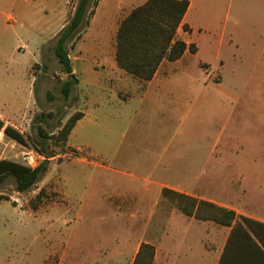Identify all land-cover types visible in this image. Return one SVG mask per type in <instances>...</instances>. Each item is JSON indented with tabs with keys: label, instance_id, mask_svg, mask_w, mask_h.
I'll return each mask as SVG.
<instances>
[{
	"label": "rangeland",
	"instance_id": "obj_1",
	"mask_svg": "<svg viewBox=\"0 0 264 264\" xmlns=\"http://www.w3.org/2000/svg\"><path fill=\"white\" fill-rule=\"evenodd\" d=\"M77 2L0 0V111L26 136L36 132L35 115L52 114L45 128L53 134L79 104L75 87L67 100L60 92L66 75L51 50L58 32L39 44L21 25L33 13L38 23L58 20L59 31ZM236 3L217 0L214 26L225 25L233 41L217 54L208 45L211 33L194 36L200 54L170 63L169 73L155 83L172 91L159 107L146 111L144 104L119 101L114 91L82 86L90 112L72 135V148L53 146L46 172L29 191L18 192L13 176L0 184V264H132L140 243L154 245L170 213L178 210L154 183L158 168L168 162L205 164L207 191L264 217V0H238V10ZM107 5L116 25L133 9ZM87 27L86 21L67 44L75 68L89 53L78 45ZM115 36L106 41L105 62L96 53L87 55L93 74L85 77L125 92L124 84L135 83L116 82L110 66ZM27 146L4 135L0 159L24 164L21 152ZM192 253L198 257L196 243Z\"/></svg>",
	"mask_w": 264,
	"mask_h": 264
},
{
	"label": "crops",
	"instance_id": "obj_2",
	"mask_svg": "<svg viewBox=\"0 0 264 264\" xmlns=\"http://www.w3.org/2000/svg\"><path fill=\"white\" fill-rule=\"evenodd\" d=\"M145 1L146 0H98L96 6L94 7L93 14L86 20L88 22V27L81 32L82 36L78 45H80V49H88L89 53H84L86 55L77 60L78 68H75L72 64V72L77 78V84L75 86L76 91H78V95L75 96L77 97L75 99L79 104V109L77 110L81 111L83 116L76 122L75 126L71 130L66 141V148H72V135L90 112V103H88V96L82 88L83 85H94L99 91H114L112 94L116 93L119 101H134L137 104H144L145 110L148 111L149 109L155 107L157 108V106L159 107L161 97L164 96L168 98L172 93L171 90H163V88L160 87L161 84H155L157 83L158 77H160L158 80L159 82L163 80L162 76H166L169 73V70L171 69L170 63H178L184 60L188 55L200 54L201 45L198 39L194 36H197L200 33H211V42L208 43V45L211 48L216 49L217 54L219 48L225 42L231 43L233 41L231 34L227 35L225 25L214 28L219 17L216 12L217 0H188V8L182 18L177 32L179 33V31L182 30L183 33L181 34L180 39L186 44L193 43L196 46L195 52H191L189 49H186L180 58L173 61L163 58L153 77L148 81H142L139 78L126 73L123 69L117 66L114 57L115 48L113 46L111 50L112 60L110 61V66L117 74L116 79L118 80L116 82L124 81L125 83L131 79V81L135 83L133 84L134 88H131L130 84H124L129 85L128 90H125L124 92L116 89L117 84H106L105 80H101L98 77H95L94 80L85 77V74H93V70L89 66L90 61H88L87 55L89 56L90 54L92 55V53H96L95 55L100 56V58L104 60L103 62H105L106 54L104 53H107L105 49L106 41L108 38L113 39L112 37L115 36L117 31L118 23L116 25L114 21L115 12L113 9L106 10L108 7L107 3L112 2L118 6V9L120 7L121 9L129 10ZM232 4L233 3H231V6L228 5V10L225 16L227 21L230 18L229 8H232ZM236 6L235 7L238 10V0ZM30 8L34 9L35 6L32 5ZM28 20L29 22H27V25L23 24L21 27H23L25 32H32L37 35L40 38V40L38 39L39 44L45 43L46 40L53 36V33L56 34V32H58L56 31L55 26L58 20H55L56 22L53 24L49 19H45L38 23L35 20L33 13ZM234 23L236 25L238 24L237 14L234 15ZM183 24H186L189 30H184L182 27ZM63 26L65 25H62L61 28ZM61 28H59V30ZM215 30L218 33H215ZM92 42L96 43L94 48H97L98 50L93 48V44H91ZM215 56L217 55L215 54ZM35 63L38 62L35 61ZM30 66L31 64L28 65V68ZM104 73H106L108 80L111 72L108 71ZM120 75L122 77L119 79ZM114 81L112 82L115 83ZM99 102L100 101L97 99L93 100V103L96 105H98ZM97 109L98 108L96 107V110ZM170 112L173 114L175 113L174 110H170ZM0 118L4 120L6 125L9 123L10 125L16 127L8 120V117L2 113V111H0ZM217 166H219V168H223L226 167V164H215L214 168ZM157 167L155 169H157ZM206 168L205 164H196L194 161L182 164H173L168 162L158 168V170H160L157 172L159 179L154 181V183L158 186V191L161 196L162 189L164 187L169 188L199 199L212 201L218 205L231 208L237 215L247 216L264 222L263 216L249 212L241 207V205L232 203L231 201L218 199L212 193L207 191L206 188L210 186L211 182L202 179V176L206 175ZM230 183L232 184V182ZM193 243H196L199 248L198 257L192 253ZM241 243L242 238H238V226L232 227L221 225L211 220H199L193 216L184 215L179 210H173L169 215L167 224L160 229V236L156 239L154 244L155 256L153 264H238V244ZM195 256L197 258H195Z\"/></svg>",
	"mask_w": 264,
	"mask_h": 264
},
{
	"label": "trees",
	"instance_id": "obj_3",
	"mask_svg": "<svg viewBox=\"0 0 264 264\" xmlns=\"http://www.w3.org/2000/svg\"><path fill=\"white\" fill-rule=\"evenodd\" d=\"M97 1L78 0L73 15L53 39L51 50L66 75L60 87L65 100L69 98L77 84L67 44L93 14ZM188 5V0H146L134 7L121 19L117 28L115 36L117 66L142 81H148L153 77L163 58L173 61L180 58L186 49L195 52L196 46L193 43L186 44L176 37ZM182 27L189 30L186 24ZM51 115L50 112L35 115L32 127L36 132L29 136L11 125H6L0 118V130H3L7 137L23 145L30 144L45 156V159L33 169L22 163L1 158L0 184L8 176H13L18 192L29 191L46 172L47 161L54 156L53 146L65 145L71 130L83 113L75 111L53 134L45 128L46 119ZM161 193L174 200L178 210L184 215L204 221L211 220L221 225L238 226V238H242V243L238 244V264H264V222L237 215L231 208L169 188L164 187ZM154 256L155 246L146 241L142 242L132 264H153Z\"/></svg>",
	"mask_w": 264,
	"mask_h": 264
},
{
	"label": "built area",
	"instance_id": "obj_4",
	"mask_svg": "<svg viewBox=\"0 0 264 264\" xmlns=\"http://www.w3.org/2000/svg\"><path fill=\"white\" fill-rule=\"evenodd\" d=\"M4 135L5 134L3 130H0V143L2 142ZM12 141L14 143L16 142L13 139ZM21 155L24 160V165L32 169L37 167L45 159V156L42 153H40L37 149H35L33 146H27L26 149L23 152H21Z\"/></svg>",
	"mask_w": 264,
	"mask_h": 264
}]
</instances>
